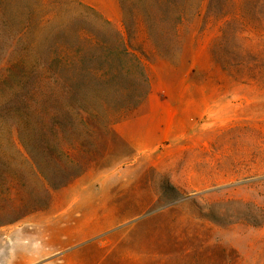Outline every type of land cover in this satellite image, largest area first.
I'll return each mask as SVG.
<instances>
[{
	"label": "rangeland",
	"instance_id": "rangeland-1",
	"mask_svg": "<svg viewBox=\"0 0 264 264\" xmlns=\"http://www.w3.org/2000/svg\"><path fill=\"white\" fill-rule=\"evenodd\" d=\"M86 1L0 0V264H264V0Z\"/></svg>",
	"mask_w": 264,
	"mask_h": 264
},
{
	"label": "crops",
	"instance_id": "crops-1",
	"mask_svg": "<svg viewBox=\"0 0 264 264\" xmlns=\"http://www.w3.org/2000/svg\"><path fill=\"white\" fill-rule=\"evenodd\" d=\"M87 3L91 4L92 6H94L96 9H98L100 12H102L105 16H107L109 19L111 20H115L117 19L120 14H121V8H120V4H119V0H111L110 4L112 6V8L114 9V12L112 14H110L106 8H104V6H102L100 3H97L95 1H86ZM85 209L87 210H92V211H104V212H115L117 210V207H85ZM52 210V207H44V211L45 212H50ZM62 211H67V210H71L70 208H62ZM77 226H88V227H108L109 225L106 222H103L99 219H97L95 216H91L87 219L81 220L77 223ZM44 227H52V219L51 217L48 218V220L45 221L44 223ZM15 228H16V233L19 231L20 229V224L14 226V235L12 237H8L7 240H9L12 243V249L9 251L11 252V259H17V263L16 264H20V249L19 246H17L18 244H20V238L18 236H16L15 234ZM101 231H96V232H90L88 234H86L83 237H69L68 235H65L62 238L63 241L67 242V243H79L82 242L83 239L85 238H90L92 236L97 235L98 233H100ZM18 234V233H17ZM47 237V236H46ZM48 237L50 238L51 235H48ZM6 241V237L4 235L3 232H0V257H2L5 254V247H4V242Z\"/></svg>",
	"mask_w": 264,
	"mask_h": 264
}]
</instances>
